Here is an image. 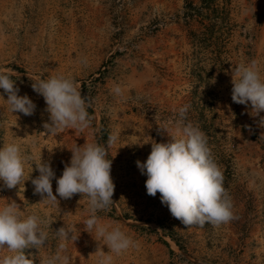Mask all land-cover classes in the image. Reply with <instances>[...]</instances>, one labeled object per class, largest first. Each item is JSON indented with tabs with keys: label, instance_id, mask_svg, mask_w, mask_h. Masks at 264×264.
I'll return each mask as SVG.
<instances>
[{
	"label": "rangeland",
	"instance_id": "rangeland-1",
	"mask_svg": "<svg viewBox=\"0 0 264 264\" xmlns=\"http://www.w3.org/2000/svg\"><path fill=\"white\" fill-rule=\"evenodd\" d=\"M252 60L264 80V0H0V70L36 105L31 116L12 113L0 89V147L16 143L32 157L24 183L8 189L0 181V207L15 201L21 218L35 214L50 224L41 225L47 244L25 255L34 264L58 252L69 264H264V112L253 116L250 104L231 99L237 66ZM53 75L72 78L91 101L89 128L44 133L49 113L31 85ZM185 105V123L206 135L232 200L235 218L218 227L183 225L160 193L147 194L136 164L146 161L152 140H170L160 127L175 134ZM103 126L115 190L113 204L96 214L134 241L121 254L85 231L87 197L42 201L31 183L41 158L59 178L70 149L100 144ZM111 134L117 139L108 146ZM52 187L56 194L55 179ZM62 226L77 240L58 239Z\"/></svg>",
	"mask_w": 264,
	"mask_h": 264
},
{
	"label": "clouds",
	"instance_id": "clouds-1",
	"mask_svg": "<svg viewBox=\"0 0 264 264\" xmlns=\"http://www.w3.org/2000/svg\"><path fill=\"white\" fill-rule=\"evenodd\" d=\"M232 78L231 99L234 103L251 105V114L259 116L264 112V80L261 79L258 62L239 64ZM33 91L44 98L49 122L43 127L45 134L57 135L64 129L83 131L91 126L92 116L87 109L91 101L82 96L76 82L63 75H53L39 79L31 85ZM0 89L7 95L6 104L12 113L31 116L35 113V103L25 94L18 95L20 89L10 72L0 70ZM117 96L122 95L120 86L113 89ZM3 97V96H2ZM188 106L181 107L179 118L174 122L175 134L170 135L168 127H160L167 132L170 140L157 143L152 140L151 152L145 162L136 161L142 174L147 176L145 187L149 196L160 193L161 203L165 204L171 215L187 228L203 227L206 223L218 227L233 220V204L223 184V173L212 158L206 135L191 122L185 123ZM264 127V117L260 118ZM117 137L109 135L108 146ZM142 145V144H141ZM70 163H66L62 175L57 178L50 161L35 163L39 175L31 180L34 194L42 201L58 203L57 196L71 199L80 194L88 198L90 215L84 221L85 231L93 230L104 240L108 249L121 254L134 246V241L119 227L108 230L100 223L98 211L108 209L113 204L115 185L111 177L112 160L108 159L107 147L97 143H84L70 149ZM32 160L24 155L16 143L0 147V181L8 188H16L25 182V163ZM56 180L53 194L52 181ZM15 201L0 207V251L7 249L10 254L0 256V264H34L25 255V249H39L47 244L50 227L47 220L35 214L21 218ZM61 241L76 237L65 226L55 231ZM65 245L60 244L63 249ZM42 264H69V257L59 252L42 261Z\"/></svg>",
	"mask_w": 264,
	"mask_h": 264
},
{
	"label": "trees",
	"instance_id": "trees-1",
	"mask_svg": "<svg viewBox=\"0 0 264 264\" xmlns=\"http://www.w3.org/2000/svg\"><path fill=\"white\" fill-rule=\"evenodd\" d=\"M82 96H85L83 93H81ZM106 126H103L100 130V144L104 145L106 144V139H107V133H106ZM172 238V237H171ZM174 240V238H173ZM176 245L178 246V248H182V245H180L179 243L176 242Z\"/></svg>",
	"mask_w": 264,
	"mask_h": 264
}]
</instances>
